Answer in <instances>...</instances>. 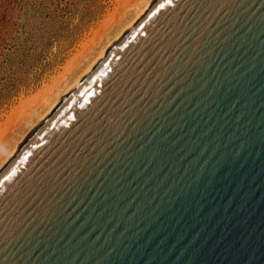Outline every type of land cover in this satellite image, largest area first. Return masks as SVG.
Listing matches in <instances>:
<instances>
[{"label": "water", "instance_id": "water-1", "mask_svg": "<svg viewBox=\"0 0 264 264\" xmlns=\"http://www.w3.org/2000/svg\"><path fill=\"white\" fill-rule=\"evenodd\" d=\"M0 264H264V0H154L0 169Z\"/></svg>", "mask_w": 264, "mask_h": 264}, {"label": "rangeland", "instance_id": "rangeland-1", "mask_svg": "<svg viewBox=\"0 0 264 264\" xmlns=\"http://www.w3.org/2000/svg\"><path fill=\"white\" fill-rule=\"evenodd\" d=\"M119 2L0 0V138L12 127L18 109L64 73L83 45L102 31ZM23 130L15 132L0 152V164L23 142Z\"/></svg>", "mask_w": 264, "mask_h": 264}, {"label": "bare ground", "instance_id": "bare-ground-1", "mask_svg": "<svg viewBox=\"0 0 264 264\" xmlns=\"http://www.w3.org/2000/svg\"><path fill=\"white\" fill-rule=\"evenodd\" d=\"M153 1L120 0L118 8H114L116 11L113 13V18L104 23L101 27L102 31L90 43L87 42L88 44L83 45L82 51H80L74 61L69 62L64 73L54 79L53 82L42 89L36 96L24 104L22 103L23 107L18 109L19 114L17 112V116L14 114L16 120L14 122L11 120L13 122L11 123L12 127L0 138V152L5 151L7 144L11 140L10 138L15 132L25 129L20 139L21 143L34 126L58 104L62 95L67 94L91 70L107 49L138 20ZM115 28H119V31L111 38L112 31ZM105 40L106 45L103 46ZM98 49L100 50L96 52ZM19 146V143L15 145L14 151L4 163L0 164V169L14 155Z\"/></svg>", "mask_w": 264, "mask_h": 264}]
</instances>
